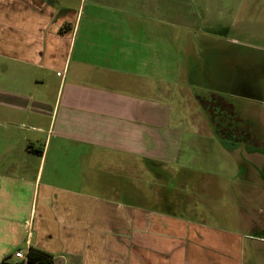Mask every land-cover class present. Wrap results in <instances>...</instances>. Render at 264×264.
Returning <instances> with one entry per match:
<instances>
[{
    "label": "crops",
    "instance_id": "obj_1",
    "mask_svg": "<svg viewBox=\"0 0 264 264\" xmlns=\"http://www.w3.org/2000/svg\"><path fill=\"white\" fill-rule=\"evenodd\" d=\"M180 10L181 0H0V264H23L14 253L30 247L59 264H264L262 142L230 137L225 92L203 102L205 125L148 98L151 82L172 93ZM184 132L230 138L228 156L248 148L247 174L260 178L189 180L183 202L159 183L200 171ZM203 192L237 213L214 212L206 196L198 208Z\"/></svg>",
    "mask_w": 264,
    "mask_h": 264
},
{
    "label": "rangeland",
    "instance_id": "obj_2",
    "mask_svg": "<svg viewBox=\"0 0 264 264\" xmlns=\"http://www.w3.org/2000/svg\"><path fill=\"white\" fill-rule=\"evenodd\" d=\"M180 12L181 24L187 29L183 31L180 43L174 50L177 62L174 67H177L178 74L173 82L168 79L163 83L172 93L157 95V84L151 82L150 89L153 92L148 98L172 107V115L174 118L182 117L183 125L190 118L196 117L205 125L208 114L205 110L201 111L203 102L211 100L209 95L231 92L229 95L225 94L223 99L234 112L223 115V125L227 122L233 132L238 129L236 127L249 124L248 132L243 135L256 137V141L262 143L253 146L264 149V0H181ZM191 63L195 64L197 76L191 75ZM222 78L224 80L221 82L225 83L223 87L213 81L206 82L207 79ZM238 89L245 90L246 93H242V96L234 93ZM203 107L206 110L209 108ZM187 134L184 132L183 150L190 152L187 145L191 148V154L197 158L192 164L200 170L198 175L190 178L184 174L176 181H166L164 178L159 183L167 192L174 186L180 187L183 202L186 201L184 194L190 190L189 187L197 184H192V180H197L200 187H212L232 184L233 179L253 183L255 178H260L247 174L246 170H251L253 166L250 159L243 157L248 148L239 146V150H233L228 156L230 150L225 143L231 141L230 138H190ZM232 145L230 144L231 147ZM222 171L228 172L226 174ZM239 173L240 176H246L238 179L236 175ZM201 196L210 198L214 212L222 216L233 218V213H237L220 193L200 194L195 201V206L200 209L207 207V203L201 202Z\"/></svg>",
    "mask_w": 264,
    "mask_h": 264
},
{
    "label": "trees",
    "instance_id": "obj_3",
    "mask_svg": "<svg viewBox=\"0 0 264 264\" xmlns=\"http://www.w3.org/2000/svg\"><path fill=\"white\" fill-rule=\"evenodd\" d=\"M27 258L34 264H52V255L38 248L30 247L27 251Z\"/></svg>",
    "mask_w": 264,
    "mask_h": 264
},
{
    "label": "flooded vegetation",
    "instance_id": "obj_4",
    "mask_svg": "<svg viewBox=\"0 0 264 264\" xmlns=\"http://www.w3.org/2000/svg\"><path fill=\"white\" fill-rule=\"evenodd\" d=\"M239 93L240 94V96L242 95V93H246L245 92V90L244 91H240L239 89H238V91H236V92H234V93ZM247 133L248 131H246V130H234L232 133H231V135H230V137H232V138H234V136H236V135H238V137L241 139V140H244V141H247V142H250V140H251V136H247V135H243V133ZM243 136V137H241V136ZM250 137V138H249ZM258 149H260V151H262L263 153H264V149L262 148V147H258Z\"/></svg>",
    "mask_w": 264,
    "mask_h": 264
},
{
    "label": "built area",
    "instance_id": "obj_5",
    "mask_svg": "<svg viewBox=\"0 0 264 264\" xmlns=\"http://www.w3.org/2000/svg\"><path fill=\"white\" fill-rule=\"evenodd\" d=\"M14 257L21 259L23 261V264H34L28 260L27 254H24L20 249L14 253Z\"/></svg>",
    "mask_w": 264,
    "mask_h": 264
},
{
    "label": "water",
    "instance_id": "obj_6",
    "mask_svg": "<svg viewBox=\"0 0 264 264\" xmlns=\"http://www.w3.org/2000/svg\"><path fill=\"white\" fill-rule=\"evenodd\" d=\"M52 264H59L57 260L53 261Z\"/></svg>",
    "mask_w": 264,
    "mask_h": 264
}]
</instances>
